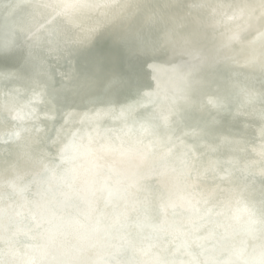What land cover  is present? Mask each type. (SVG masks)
<instances>
[{
	"label": "bare ground",
	"instance_id": "bare-ground-1",
	"mask_svg": "<svg viewBox=\"0 0 264 264\" xmlns=\"http://www.w3.org/2000/svg\"><path fill=\"white\" fill-rule=\"evenodd\" d=\"M78 1L53 0L46 6L35 0H0V12L18 10L0 21V51L6 49L0 54L3 56L0 58V125L7 131L0 133V216L4 219L0 222V264H65V260L69 264H107L110 256L116 258L114 264H208L214 248L212 241L208 242L210 248L204 259L192 251L185 261L180 253L190 244L188 238L184 242L187 234L209 232V227L197 226L194 220L200 214L206 215L207 208L215 204L213 198L224 188L221 199L226 209L218 206L209 216V224L219 230L224 219L225 228L233 229L239 215L236 199L249 192L246 182H242L247 162L240 160V156L252 157L255 168L259 162L264 164V127L256 134L258 137L247 144L242 142L243 134L249 132L250 126H256L252 122L264 124V54L256 56L254 61L260 69L256 71V85L247 88L250 93L234 103L223 104L224 113L212 126L213 136L199 141L198 152L192 163H188L189 171L184 177L188 185L178 188L177 194L167 199L170 217L163 213L164 203L157 205L150 226H145L138 217L145 200L140 194L147 183L156 189L162 187L158 179V170H162L160 162H172V181L180 175V162L186 156L184 149L192 139L197 140V126L205 113L193 97L210 98L219 91L231 93L237 84L245 81L244 75L250 74L244 63L257 48L254 34L264 30V7L258 3L263 1L189 0L193 2L195 15H190L186 28L177 38L170 39L171 48L162 45L167 37H164L165 27L160 24L174 27L177 17L165 20L161 13H156L152 20H146L148 23L135 20L122 26V35L130 39L128 51L121 41L112 37V25L119 23L111 19L102 23L97 19L89 25L91 30L82 33L81 14L95 0H83L81 8L73 13ZM223 3L227 8L218 12ZM164 4L170 5L175 16L183 15L187 8V2L179 0H165ZM226 18L233 22L235 30L223 29ZM192 37L190 46L198 50L196 57L181 45V41L189 42ZM18 40H29V45L14 48ZM18 50L23 53L21 63L20 55L15 53ZM61 52H64L61 74L57 77L43 74L39 66L46 63L44 58ZM170 61H179L187 73L196 69L204 77L194 80L181 77L167 64ZM42 80L44 90L40 87ZM60 81L65 86L56 88ZM192 87L194 92H188ZM179 95L181 100L180 97L174 100ZM59 113L80 121L75 125L78 131L71 129L74 123L59 119L63 115ZM236 113L235 121L231 116ZM193 114L200 116L195 119L191 117ZM55 118L58 123H64L61 131L71 136L60 140L55 157L29 151H26L28 158L21 151L7 154L8 133L13 127L29 122L30 128L21 130L20 135L27 136L24 142L37 145L40 139L34 136H40L49 119ZM244 119L248 123L244 130H239ZM187 121L192 127L188 136L179 140L175 134ZM233 127H236L234 131ZM55 138L61 139L53 136L50 141L56 142ZM169 149L178 152V160ZM156 150L158 161L149 170H157L146 180L140 178L144 175H138L137 166L143 165L145 156ZM85 154L89 155L83 158L86 162L78 159ZM56 163L61 166L57 167ZM99 164L103 168L98 175L91 172L85 176L86 171L96 170ZM25 170L29 171L26 182L18 185L15 194L7 191L9 184L24 177ZM65 174L68 178L63 180ZM80 178H85L90 188L76 194L75 181ZM61 181L66 184L64 188H59ZM98 186L102 188L100 194H97ZM51 187L55 194L46 200ZM128 192L132 193L130 204L125 199ZM153 194L151 190L147 196ZM65 196L69 201L64 210L68 218L88 198L98 199L97 208H87L77 222L85 228L83 242L79 241L82 234L75 223L56 224V228L51 225L56 222L54 210ZM178 210L185 213L180 216ZM246 211L243 228L234 244L241 252L237 264H264V210L251 206ZM161 227L165 229L158 233ZM156 234L159 235L155 237ZM90 238L99 241L95 260L88 258ZM124 246L129 254L121 259L119 253ZM33 250L39 254L37 261H32ZM50 251L57 252L52 255ZM223 256L221 259L234 264L229 256ZM171 257L175 262L169 263Z\"/></svg>",
	"mask_w": 264,
	"mask_h": 264
},
{
	"label": "water",
	"instance_id": "water-1",
	"mask_svg": "<svg viewBox=\"0 0 264 264\" xmlns=\"http://www.w3.org/2000/svg\"><path fill=\"white\" fill-rule=\"evenodd\" d=\"M36 2H42L44 3L46 6H50L53 0H35ZM58 1V0H57ZM86 1V0H84ZM83 0L78 1L79 4L77 5V7L73 8V13H76L77 10H79V8H81V4H83L84 2ZM182 2H187V8L184 9L183 11V15H178L175 16L172 12H171V8L170 5L168 4H164L165 0H95L92 1L89 9L85 10L83 14H81V26L80 28H82V33H85L89 30H91L92 28L89 25H92L93 22L97 19H100V22L102 23L103 20L107 21L109 19H111L113 22L119 23V24H113L112 28H111V33H112V37H115L116 39H118L119 41H121L124 45V48L126 49V51L129 50V48L131 47V45H129L130 43V39L125 38L122 35V26L125 25H129L131 23H133L135 20H143L145 22L148 23V21L146 20H152V17L154 14L156 13H161L162 16L165 18V20L167 18H172L173 20L176 18L177 22L175 24L174 27L169 26L166 23H161L160 26L165 27V34L164 37H167V42L165 40V42L162 43L163 46L167 47L169 46V48H171V44H170V39L171 38H177V35L180 34V32L182 30H184L186 28L187 25H185L188 22V18L190 17V15H195L194 14V9H193V2L189 1V0H179ZM263 2H258L261 6L264 7V0H262ZM76 2V3H78ZM136 2H138V4H136ZM172 7V6H171ZM218 12H224L225 9L227 8V4H221L218 7ZM18 11L15 8H11V10H8L7 12H0V21L3 20H7L5 19V17L10 14L11 12H16ZM9 17V16H8ZM143 17V18H141ZM214 18H217L218 16H213ZM257 17V16H256ZM10 18V17H9ZM141 18V19H139ZM256 21V19L254 20ZM168 22V21H167ZM171 23V22H169ZM162 27V28H163ZM223 29L227 30V29H233L235 30V26L233 25V22L230 21L229 18H226L223 22ZM251 30V29H250ZM86 34V33H85ZM31 35H35L33 33H31ZM150 37V36H149ZM255 40L257 42V48L256 50L249 54V56L246 58V61L244 63L245 68L248 69V72L250 74L248 75H244L245 77V81L241 84H237L235 89L233 90V92L228 93V92H224V91H219L217 92V96H211L210 98H205V96H192L196 101H198L201 105V110L203 109L204 116H203V120L198 124L197 126V130L198 132H196L197 137L195 139H192V141H190V145L188 147H186L184 149L185 151V158L180 162V167H179V172L180 175L176 178V180L172 181L170 179V172L172 169V162H160L161 163V167L162 170H158V179L162 184V187L159 189H156L155 185H150L149 183L146 184V187L144 190L141 191V196L145 199L144 200V204H143V212L141 213V215H139L138 217L141 218V221L143 222V224L145 226H150L151 224V220H152V216L155 212V207L157 205H161V204H165V207L163 208V213L168 214V216L170 217V213H169V204L167 199L170 198L171 196L177 194V190L178 188H185L188 184L185 182L184 177L187 175L188 171H189V164L192 163V161L194 160V156L195 154L198 152V148H199V141H202L204 139H207L208 137H212V126L214 124H216L218 122L219 116L222 115L224 113V105H228L229 102L234 103L239 97L244 96L245 94H249L250 92H247V88L249 87H254L257 83L256 79V71H259L260 69L258 68L259 65L254 64L255 58H257L256 56L264 54V30L262 31V33H255L254 34ZM194 40V38L192 37L189 42H183L181 41V45H183L184 49H188L193 56H197L198 50H193L192 46H190V42H192ZM29 40H18L15 42V47H19V46H26L29 45ZM140 51H143L142 48H137ZM164 50V48H163ZM6 51V49L3 47L2 50L0 51V54L4 53ZM144 52V51H143ZM16 55H20L18 56L20 59V63L23 61V53L21 51H16L15 52ZM145 53H148L145 50ZM177 54V53H176ZM64 56V52L59 53L57 56L54 57H46L44 59H46V63H42L41 66H39V69H41V72L46 76H52V77H57L58 75L61 74L62 72V65H61V58ZM264 56V55H263ZM3 56L0 55V58H2ZM264 58V57H262ZM124 61V60H121ZM167 64H169L170 68L175 70V73L181 77H188L191 80H194L195 78H202L204 77V75L197 71L196 69L187 73L184 68L181 66L179 61H170ZM128 66V63L126 64ZM205 70L209 68L205 67ZM46 78V77H45ZM47 82L48 79L46 78ZM43 81V80H42ZM44 82V81H43ZM44 86H45V82L43 84H41V89L44 90ZM61 86H65L62 81L57 82L56 84V88L57 87H61ZM213 86V85H212ZM206 88V87H205ZM188 92H194L193 87L189 88ZM184 93V91H183ZM182 93V95H183ZM230 94V96H228L227 94ZM177 96L174 100H177L180 97ZM236 97V99H235ZM171 103V102H170ZM168 103V104H170ZM167 104V105H168ZM166 105V106H167ZM81 107V106H80ZM161 108H163V106H160ZM83 110H85L83 107H81ZM60 115H62L63 113H59ZM195 115V114H193ZM232 115V114H231ZM238 114L236 113L233 114L231 116V118L233 120H238V118H236ZM200 115L198 116H191L192 118L197 119ZM51 119V118H50ZM49 119L48 121V126L46 129H44L43 133H40V136H34L35 139H40V143L39 144H33V143H28V142H24L23 140L25 138H27V136H21L20 132L23 129L26 128H30V124L29 122H23L20 123L19 125L15 126L12 128V130L8 133L9 135V142L7 143L8 145V150H7V154L10 155V152H14V153H19L24 152V154H22L23 156H25V158L27 157V153L26 151L29 152H34L35 154L37 153H46L48 155V157H55L56 152L58 151V149L60 148V140H64L65 138H69L71 137L69 133L65 132V131H61V127H64V123H58L57 118H55L56 120L51 121ZM61 120H65V121H70L72 123H74V126L71 128L73 130L78 131L77 127L75 125H78V122L76 119L63 114L61 116V118H59ZM17 120V117L13 120V122H15ZM61 120L59 122H61ZM189 121L192 124V120L189 118ZM189 121L185 122L182 126V128L179 130L178 134H175V137L179 140L183 139L186 136H188V130L189 128L192 127V125L189 123ZM264 122V121H263ZM187 123L186 126H184ZM248 121L244 119V121L241 123V127L239 130H244V126L247 125ZM254 125V127H257L256 129L253 126H250L251 129L249 130V132H245L243 134V138H242V142L245 144H247L251 139L258 137L256 134H258L259 132H261V130L264 127V124L261 125V122L256 123V122H252ZM62 125V126H61ZM227 128V127H226ZM229 128V127H228ZM233 131L236 129V127L231 128ZM7 131L4 130V127L2 125H0V133H5ZM74 136V133H72ZM53 136H60L61 139H57L55 138L56 142H52L50 141L51 138H53ZM252 136V137H250ZM250 137V138H249ZM72 139V138H70ZM167 148V147H166ZM33 149V150H30ZM169 152H172L174 154L175 160H178L179 156H178V152L173 149H169ZM89 156L88 154L85 155H81L78 157V159L82 160V162H84L85 160L83 159L84 157ZM148 158V159H146ZM157 150L153 153H151L150 155H146L144 158V163L143 165H138V175L143 174L144 176H139L142 179H147L151 174L155 173V171L157 170H149L151 164L155 161H158L157 159ZM240 160H246L247 163H245L244 165H246V169H247V173L245 174V177L243 178L242 182H246L245 184L247 185V190L249 191L245 197L240 198L238 197L236 199V206L237 209H239V215L236 217L237 221L235 223V225L233 226V229L231 228L230 230H227L225 228V220L223 219L220 222V228L218 229H214L211 227V225L209 224V216L212 215L215 211L216 208L219 206L221 208L226 209L225 203L224 201L221 199V194L225 191V188L222 190V192L220 193V195L216 198H213V200L215 201V204L213 206H210L207 208L206 210V215L203 217L201 214L199 216V219L194 220V222L197 223V226H201V225H205L207 227L210 228L209 232H205L202 231L201 234H187L186 239H185V243L186 240L188 238V240L190 241V244L187 248L186 251L181 252L180 256H182L181 258L183 260H187V258L191 255L190 252L194 251L197 253V256L200 257L201 259H204L205 255L208 256V250H209V241L213 242L214 248H213V252L212 254H210V259L211 262L208 264H224L225 262L227 264H231L230 261H225L223 259H221V257H224L223 255H227V257L231 260H234V264L238 263L240 260V255L241 252L237 251L236 248L234 247V244L236 242V238L238 237L240 231L243 228V224H244V217L246 214V210H248L249 207L251 206H258V207H262L264 210V164L259 162L257 164V167L255 168L254 165V160L253 158H248L246 157H242L240 156ZM86 162V161H85ZM189 163V164H188ZM238 163V162H237ZM57 167H60L61 164L56 163ZM80 166V164L78 165ZM160 166V164L158 165ZM103 168V166H101L99 164V167L94 170H88L85 172V176L88 175L89 173L93 172L96 175L99 174V172L101 171V169ZM20 170H24V168H20ZM28 174L29 171L25 170V174L24 177L18 181V182H14L9 184L8 188L6 189L7 191L9 190L11 193L15 194L18 188V185H22L26 182L27 178H28ZM131 174H129L128 176H130ZM68 178V174H65L63 180H66ZM59 185V188H64L66 184H64L62 181ZM242 186V185H241ZM249 186H253L252 189L249 188ZM243 187V186H242ZM54 187L49 188V190L46 192V194L48 195L46 200L53 196L55 194V189H53ZM90 188V186L87 184L86 179L85 178H80L78 180L75 181V190H76V194H80L82 192H86L88 191ZM102 190V188L100 186H98L97 188V194H100V191ZM153 191L154 190V194L151 197H148L147 194L149 191ZM63 200H61L57 205V208L54 210V218L56 219V222H53L51 225L53 227H55L56 224L60 225H69L71 223H75L74 226L77 228L79 234H82L85 231V228L83 227V225L81 223H77L79 221V219L83 216V214L85 213V210L88 209H95V207L97 208L96 205V201L98 200L95 196H92L90 198H88L84 203H82L80 205V207L78 209L75 210L72 218H68L65 213L64 210L68 207L69 205V201L68 198L65 196L62 198ZM126 201L130 204L131 199H132V193L128 192L125 196ZM204 199V194L201 193L199 195V200L202 201ZM101 200L103 202L104 198H101ZM101 201V202H102ZM102 202V203H103ZM10 209L5 208V211H8ZM96 212V211H95ZM139 213V211H138ZM177 213L182 216L185 213V210H178ZM93 217H96V213L93 214ZM4 219L0 216V222H4ZM71 220H73L72 222H70ZM56 228V227H55ZM165 229V227H161V230H159L158 233L162 232ZM52 233V230H51ZM49 233V234H51ZM159 234H156V236H158ZM132 235L129 237L130 241L132 239ZM86 237L85 234H82L79 237V241L83 242L85 241ZM91 239V249L89 251L88 254V258L91 260H95L98 257V245H99V241L96 240L95 238H90ZM54 246L56 245V242H53ZM101 247H104V244H101ZM76 253L78 254L79 250H75ZM52 253V255H55L57 251H50ZM129 254V250L127 246H124L121 248V251L119 253V257L121 259H125L127 258ZM39 254L37 251H32L31 253V257H32V261H37L36 259L38 258ZM116 258L113 256H110L109 258H107L106 262L107 264H114ZM223 261V262H222ZM171 262H175L174 258L171 257L169 259V263ZM70 262L68 260H65V264H69ZM260 264H263L260 263Z\"/></svg>",
	"mask_w": 264,
	"mask_h": 264
},
{
	"label": "snow or ice",
	"instance_id": "snow-or-ice-1",
	"mask_svg": "<svg viewBox=\"0 0 264 264\" xmlns=\"http://www.w3.org/2000/svg\"><path fill=\"white\" fill-rule=\"evenodd\" d=\"M146 47V50H148V48H147V46H145ZM152 50H154V47H153V49Z\"/></svg>",
	"mask_w": 264,
	"mask_h": 264
}]
</instances>
